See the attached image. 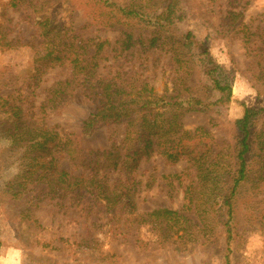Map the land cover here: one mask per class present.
Returning a JSON list of instances; mask_svg holds the SVG:
<instances>
[{"label":"rangeland","instance_id":"rangeland-1","mask_svg":"<svg viewBox=\"0 0 264 264\" xmlns=\"http://www.w3.org/2000/svg\"><path fill=\"white\" fill-rule=\"evenodd\" d=\"M185 4L190 16L176 27L208 44L215 63L230 72L232 90L231 102L219 114L212 110L188 113L181 123L188 132L205 129L210 136L204 137L203 143L212 139V151L228 155L233 148L235 121L245 108H264V0H185ZM92 7L87 0H0V97L20 107L30 125L57 128L80 150L105 151L112 142H122L124 127L85 133L82 123L94 105L80 89L61 109L41 113L46 89L64 80L67 72L58 66L40 76L34 71L39 57L35 52L41 42L32 22L36 17L49 16L54 24L69 27L85 41L107 38L113 45L123 38L117 30L98 32ZM229 12L243 13L246 33L229 30L224 22ZM139 32L145 34L143 30L136 34ZM112 48L99 62L101 76L119 73L124 78H140L153 86L157 96L170 89L176 67L168 53L138 46L115 54ZM193 68L188 86L197 97L213 101L214 93L200 78L199 69ZM5 111L0 108V264H226L221 231L225 217L218 198L205 205V200H197L186 214L189 221L179 236L162 237L152 221L141 219L157 209L182 208L188 183L174 182L170 189L160 177L183 172L184 161L168 165L156 154L143 160L134 173L139 182L132 189L134 207L121 212L119 206L115 213H106L101 206L77 202L73 196L49 194L43 179L26 174L27 161L15 141L17 131H13L16 120ZM251 138L252 172L235 203L228 264H264V174L258 171L264 164V116L254 121ZM57 167L80 174L67 159L58 161ZM117 179V174L111 176L112 183Z\"/></svg>","mask_w":264,"mask_h":264},{"label":"trees","instance_id":"trees-1","mask_svg":"<svg viewBox=\"0 0 264 264\" xmlns=\"http://www.w3.org/2000/svg\"><path fill=\"white\" fill-rule=\"evenodd\" d=\"M87 1L93 4L92 20L96 30H117L118 36L123 38L113 45L107 38L94 37L85 41L72 34L69 27L54 24V19L49 16L36 17L32 22L41 42L40 50L35 52L39 57L34 62L37 66L34 65V71L40 76L58 66L67 72L64 80L54 82L46 89L40 111L61 109L71 100L74 91L80 89L84 98L94 105L93 112L82 123L83 131L91 133L102 127L123 126L122 142L119 145L112 142L105 151L80 150L57 128L30 125L24 120L20 107L10 103L8 98L0 97V108L6 113L11 112L16 120L13 131H17L15 141L20 144L27 161L26 174L36 176V180L43 179L49 194L56 192L61 198L73 196L77 202L99 205L106 213H115L119 206L121 212L125 207H134L132 189L139 185L134 173L143 160L156 154L168 165L184 161L183 172L160 177L170 189L174 182L188 183L182 208L178 211L157 209L144 214L141 219L152 221L162 237L179 236L189 221L186 214L192 211L197 200H205V205L211 198H218L225 217L221 231L226 245L224 259L228 264L229 245L234 236L235 203L252 172V126L257 118L264 116V108H245L242 117L235 121L231 153H214L212 139L203 143L209 133L201 128L185 131L181 119L188 113L208 110L219 114L218 111L231 102L232 77L215 63L205 41L176 27L190 16L185 0ZM227 14L224 22L229 30L247 32L243 13ZM139 30L144 31V37L140 32L136 34ZM4 43L12 48L9 43ZM111 46L115 54L138 46L168 53L176 67L170 89L157 96L153 86L140 78H124L119 73L113 77L101 76L99 62ZM88 49L92 50L91 54ZM193 66L199 69V76L209 92L214 93L213 101L197 97L193 94L194 89L188 86ZM62 159H67L80 174L60 170L57 164ZM258 171L264 174V164ZM114 174L118 179L112 183ZM145 186H149L148 182Z\"/></svg>","mask_w":264,"mask_h":264}]
</instances>
